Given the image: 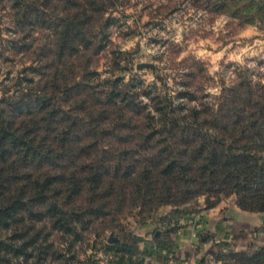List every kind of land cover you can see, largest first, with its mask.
Wrapping results in <instances>:
<instances>
[{
    "label": "trees",
    "instance_id": "16d2710c",
    "mask_svg": "<svg viewBox=\"0 0 264 264\" xmlns=\"http://www.w3.org/2000/svg\"><path fill=\"white\" fill-rule=\"evenodd\" d=\"M123 1L0 0V61L25 58L0 86V264H145L121 222L201 196L208 208L235 196L264 213V80L231 65L212 97L194 60L172 66L171 87L101 80L97 58ZM144 1L160 20L187 7L240 30L264 19V0ZM108 232L104 261L78 257V243ZM250 260L264 264V248Z\"/></svg>",
    "mask_w": 264,
    "mask_h": 264
},
{
    "label": "rangeland",
    "instance_id": "374dc122",
    "mask_svg": "<svg viewBox=\"0 0 264 264\" xmlns=\"http://www.w3.org/2000/svg\"><path fill=\"white\" fill-rule=\"evenodd\" d=\"M150 2L155 10L160 0ZM147 4L144 0H124L111 14L115 21L108 29L109 46L97 58L101 80L114 76L122 77L127 83L137 78L146 85L160 87L163 81L171 87L176 73L172 66L183 60L204 64L214 81L207 91L212 97L220 94V79L225 77L228 81L233 71L231 65L247 67L264 80V19L258 18L255 24L240 30L232 26L233 20L226 15L210 17L200 9L187 7L160 20L152 18L155 13L145 9ZM252 13L255 15L257 11ZM9 57L13 61H0V86L13 83L25 61L20 55L9 54ZM139 64H151L154 69L138 71ZM213 201L201 196L180 207H162L144 222L135 215L128 217L121 225L140 239L138 247L144 253L145 264H174L192 258L194 264H253L250 259L264 248V213L243 211L250 218L242 220L227 213V205L238 207L235 196L219 197L215 206L208 208ZM220 205L223 208L216 220L218 225L205 227L206 215ZM186 232L191 234L192 242L180 255L174 250L178 249L176 238ZM165 235L169 236L170 246L158 249L155 237ZM112 237L109 232L100 239L90 235L75 247L78 257L91 256L104 261L106 255L100 243H108ZM236 253L245 257L233 258ZM216 256L223 259L217 261Z\"/></svg>",
    "mask_w": 264,
    "mask_h": 264
},
{
    "label": "crops",
    "instance_id": "0c3cea01",
    "mask_svg": "<svg viewBox=\"0 0 264 264\" xmlns=\"http://www.w3.org/2000/svg\"><path fill=\"white\" fill-rule=\"evenodd\" d=\"M228 207V216H234V217H239L240 219L242 220H247L249 219L250 217H248V213L246 212H243V211H240L238 209V207L236 205H230V206H226ZM222 205H220L219 207H217L216 209H213L211 213H209V215L207 214L206 215V218H205V221H204V226L205 227H210L211 225H218V222L219 221H216L218 220V214L220 213V210L222 209ZM213 226V229L215 228ZM177 239V243H176V246H178V249H174L176 250V252H178V254L181 255L182 252H184V250H187L189 249L190 245H191V234H189L188 232L186 233H181L179 234V236L176 238ZM195 258H192V259H188V261H175L174 264H194L193 262H196L194 260Z\"/></svg>",
    "mask_w": 264,
    "mask_h": 264
},
{
    "label": "water",
    "instance_id": "95a60500",
    "mask_svg": "<svg viewBox=\"0 0 264 264\" xmlns=\"http://www.w3.org/2000/svg\"><path fill=\"white\" fill-rule=\"evenodd\" d=\"M143 69H154V66L151 64H139L136 66V70L138 71L143 70ZM112 242H113V239L111 238L109 240V243H112Z\"/></svg>",
    "mask_w": 264,
    "mask_h": 264
}]
</instances>
